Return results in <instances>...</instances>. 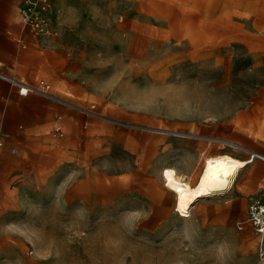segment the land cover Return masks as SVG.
<instances>
[{"label": "rangeland", "instance_id": "1", "mask_svg": "<svg viewBox=\"0 0 264 264\" xmlns=\"http://www.w3.org/2000/svg\"><path fill=\"white\" fill-rule=\"evenodd\" d=\"M52 1L60 35L21 78L61 101L32 95L43 115L0 152V264H220L221 246L224 264H261L236 223L264 201L263 159L190 216L167 185L248 157L201 137L264 156V0Z\"/></svg>", "mask_w": 264, "mask_h": 264}, {"label": "crops", "instance_id": "2", "mask_svg": "<svg viewBox=\"0 0 264 264\" xmlns=\"http://www.w3.org/2000/svg\"><path fill=\"white\" fill-rule=\"evenodd\" d=\"M18 5L19 0H0V66L5 75L33 83L36 80L30 82L21 77L31 75L33 66L39 61L37 49H42L47 42H56L58 38L40 41L24 29L17 18ZM32 95L34 94L20 97L15 88L0 78V129L5 135V146L9 144L7 137L13 133L19 120L26 116L43 115L42 103ZM57 116L61 115L55 114L54 123ZM62 124L64 126L63 120ZM11 149L17 152L16 147L9 146L8 151L11 152ZM254 159L250 164L254 163ZM248 165L242 171L246 170Z\"/></svg>", "mask_w": 264, "mask_h": 264}, {"label": "built area", "instance_id": "3", "mask_svg": "<svg viewBox=\"0 0 264 264\" xmlns=\"http://www.w3.org/2000/svg\"><path fill=\"white\" fill-rule=\"evenodd\" d=\"M52 0H19L17 18L20 25L28 30L40 41L58 38L60 26L55 24L51 18ZM0 78L6 80L12 88H15L20 97L29 94L39 95L50 100H57L52 93L49 82L39 79L33 83L26 82L14 76H7L2 72L0 66ZM52 135L61 138L64 135V126L61 116L55 118ZM5 146V135L0 129V152ZM15 153V149H11ZM249 227L256 238V255L258 262H264V201L252 200L247 206L245 218L236 223L237 230Z\"/></svg>", "mask_w": 264, "mask_h": 264}, {"label": "bare ground", "instance_id": "4", "mask_svg": "<svg viewBox=\"0 0 264 264\" xmlns=\"http://www.w3.org/2000/svg\"><path fill=\"white\" fill-rule=\"evenodd\" d=\"M201 138L217 141L228 148L242 150L248 153V157L240 159L228 153L209 156L204 159L196 180H192L190 177L170 176L167 188L174 195L176 213L179 216H190L195 205L201 201L228 195L232 191L240 172L254 158L259 157L264 160V156L234 142L210 137Z\"/></svg>", "mask_w": 264, "mask_h": 264}, {"label": "clouds", "instance_id": "5", "mask_svg": "<svg viewBox=\"0 0 264 264\" xmlns=\"http://www.w3.org/2000/svg\"><path fill=\"white\" fill-rule=\"evenodd\" d=\"M224 257H225V250H224L223 246H221V248L219 250V256H218V260H219L220 264H224Z\"/></svg>", "mask_w": 264, "mask_h": 264}, {"label": "water", "instance_id": "6", "mask_svg": "<svg viewBox=\"0 0 264 264\" xmlns=\"http://www.w3.org/2000/svg\"><path fill=\"white\" fill-rule=\"evenodd\" d=\"M134 127L143 128V129H148V130H153V131H159V132H166V133L178 134V133H175V132H171V131H163V130H159V129H151V128H145V127H139V126H134ZM180 135H184V134H180ZM185 136H188V135H185Z\"/></svg>", "mask_w": 264, "mask_h": 264}, {"label": "snow or ice", "instance_id": "7", "mask_svg": "<svg viewBox=\"0 0 264 264\" xmlns=\"http://www.w3.org/2000/svg\"><path fill=\"white\" fill-rule=\"evenodd\" d=\"M169 175V173L168 172H165V176L167 177Z\"/></svg>", "mask_w": 264, "mask_h": 264}]
</instances>
